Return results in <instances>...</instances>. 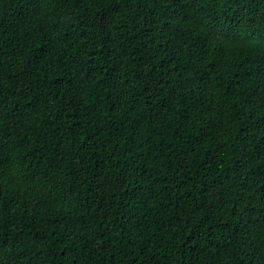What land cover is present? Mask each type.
Listing matches in <instances>:
<instances>
[{
	"label": "trees",
	"instance_id": "16d2710c",
	"mask_svg": "<svg viewBox=\"0 0 264 264\" xmlns=\"http://www.w3.org/2000/svg\"><path fill=\"white\" fill-rule=\"evenodd\" d=\"M0 264H264V0H0Z\"/></svg>",
	"mask_w": 264,
	"mask_h": 264
}]
</instances>
